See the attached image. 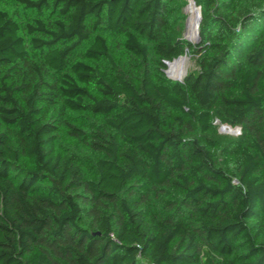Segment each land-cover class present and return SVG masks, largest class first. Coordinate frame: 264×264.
Instances as JSON below:
<instances>
[{
    "label": "trees",
    "instance_id": "16d2710c",
    "mask_svg": "<svg viewBox=\"0 0 264 264\" xmlns=\"http://www.w3.org/2000/svg\"><path fill=\"white\" fill-rule=\"evenodd\" d=\"M11 1L39 16L24 38L0 8V68L21 71L28 90L22 104L0 85V264H203L202 246L223 264H264V0H194L197 42L171 36L175 0ZM102 28L123 34L137 71L113 62ZM85 42V58L112 72L80 60L67 71ZM185 48L197 70L160 75ZM51 95L95 118L65 123L95 155L94 176L39 118ZM214 119L241 128L230 166Z\"/></svg>",
    "mask_w": 264,
    "mask_h": 264
},
{
    "label": "rangeland",
    "instance_id": "374dc122",
    "mask_svg": "<svg viewBox=\"0 0 264 264\" xmlns=\"http://www.w3.org/2000/svg\"><path fill=\"white\" fill-rule=\"evenodd\" d=\"M189 0H175L174 7L175 13L172 15V20L170 24L169 32L173 37H180L187 40L186 37V29H187V17L188 13L186 11L187 5ZM196 5V4H195ZM0 8L8 11L15 19L17 24L20 27V33L24 38H27L24 30V23L29 21L31 18L35 16H39L35 10L27 9L22 5L12 2L11 0H0ZM200 21V20H199ZM199 24V22H198ZM198 28V25H197ZM100 33L105 37L107 41V45L109 48V54L112 58L113 62L125 72L128 71H137V67L133 66L132 63L136 61L130 56L127 50L123 46V34L122 33H111L107 29L102 28L99 30ZM186 37V38H185ZM194 40V39H193ZM190 41V42H193ZM87 45L85 42L81 47L74 50L67 59V66L66 69L68 72L69 66L72 62L80 60L86 63L97 64L98 67L108 70H111V64L107 61L106 58H102L97 62H92L89 59L85 58L83 55V48ZM28 52L30 58L41 63L43 66V76L44 79L47 80L49 83H52L56 86L60 84V73L50 70L47 65L43 62L42 58L40 57L39 53L34 51L31 48H28ZM184 55H187L188 59L186 61V70L184 76L192 71L197 70L196 64V56L193 55L187 48H185L184 52L181 53L179 56L175 57L177 60H180ZM173 60V59H172ZM171 60V62H173ZM168 64L165 61V68L163 69V74L160 75L164 76L167 80H176L175 78H170L167 74ZM6 68H0V85L5 83L14 88V97L21 102L24 103L23 95L28 91L26 88H21L24 82H27L26 79L23 78L22 72L11 71L8 72L9 75L5 76ZM179 81V80H178ZM57 92V91H56ZM58 93V92H57ZM56 93V94H57ZM51 98L54 100L53 102H40V113L39 118L44 121H52L53 124L57 126V133L55 135V147L57 150L65 152V153H72L75 157L81 162L82 167L85 169L89 176H94L95 166H94V159L95 155L90 153L86 149H84L83 144L73 135H71L68 131V127L66 126V121L81 128V129H88L93 126L92 121L95 118L91 116L81 113V112H74L70 109L63 106V103L60 100L59 95H51ZM225 123H221L217 119L213 120V125L215 127V138H216V147H215V154L218 158L220 163H224L227 166H230L235 163L238 158V150L234 151L231 155H227L226 149L227 147L233 143L236 139L241 136V128L236 126H231L232 128H238L237 131H229L228 128L223 126ZM3 123L0 119V130L3 129ZM139 183L140 180L134 182L136 188H140ZM138 185V186H137ZM141 189V188H140ZM200 259L203 264H223V262L219 259V257L213 253L208 247L202 246Z\"/></svg>",
    "mask_w": 264,
    "mask_h": 264
},
{
    "label": "bare ground",
    "instance_id": "6f19581e",
    "mask_svg": "<svg viewBox=\"0 0 264 264\" xmlns=\"http://www.w3.org/2000/svg\"><path fill=\"white\" fill-rule=\"evenodd\" d=\"M186 11L188 13L186 37H187L188 41H192L194 39V35H195L197 16H198V13H197L198 9L194 6L192 0H189ZM177 58H175V59H177ZM175 59L172 61H175ZM187 59H188L187 55H184L180 60H177L174 63L169 61L168 62L169 67L167 70L168 76L170 78L172 77V78H175V79L181 81L184 78V74H185V70H186L185 65H186Z\"/></svg>",
    "mask_w": 264,
    "mask_h": 264
},
{
    "label": "water",
    "instance_id": "95a60500",
    "mask_svg": "<svg viewBox=\"0 0 264 264\" xmlns=\"http://www.w3.org/2000/svg\"><path fill=\"white\" fill-rule=\"evenodd\" d=\"M192 2H193V4H194V6L198 9V12H197V13H198V16H197L196 30H195L194 40H193V42H197V41L199 40L197 25H198V22H199V20H200V18H201V14H200V6L195 5L194 0H192ZM173 60H174V59H173ZM168 62H169V61H167V64H168ZM223 126H225L226 128H228V130L231 131V132H232V131H237L238 128H236V127H239V126H236V127L232 128L231 125L226 124V123H225Z\"/></svg>",
    "mask_w": 264,
    "mask_h": 264
}]
</instances>
